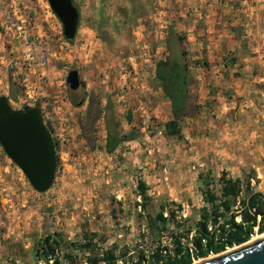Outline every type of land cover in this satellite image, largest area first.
Returning <instances> with one entry per match:
<instances>
[{"label":"rangeland","instance_id":"1","mask_svg":"<svg viewBox=\"0 0 264 264\" xmlns=\"http://www.w3.org/2000/svg\"><path fill=\"white\" fill-rule=\"evenodd\" d=\"M226 2L230 5L232 1ZM73 3L79 22L75 39L68 42L47 0H0V97H6L14 110L40 109L57 156L51 188L37 193L0 146V264H42L34 247L44 235L60 233L71 242L83 232H97L104 248L115 244L117 250L127 249L132 258L127 264H134L139 252L148 254L158 245L171 249V235L193 230L201 209L196 202L199 190L207 182L218 191L220 169L225 167L210 150L215 104L200 109L196 76L206 72L220 75L210 93L231 100L233 107L241 104L231 110L228 121L245 133L255 131L264 142V44L258 41L263 38L258 31L261 16L241 14L232 22L224 13L216 28L230 38L222 36L225 42L211 50L205 31L211 23L205 19L204 3ZM211 21L218 22L217 16ZM170 28L184 38L187 90L198 106L194 117L180 119V136L165 133L164 124L172 120L171 107L155 78L156 63L167 55L164 42ZM70 70L79 75L80 87L75 91L66 83ZM229 82L234 87H228ZM83 96V105L72 104L71 100L79 102ZM90 96L102 107L110 102L120 134L132 131L136 139L107 154L100 120L94 126L98 148L89 149L80 129ZM233 164L231 168L236 166ZM252 165L255 162L243 161L238 178L244 181L252 174L257 176ZM259 173L263 182L258 184L250 177L252 187L264 191V174ZM225 174L236 178L231 171ZM141 181L148 184L144 200L137 188ZM143 201L145 209L140 207ZM182 206H188L185 217ZM162 207L167 216L168 211L174 212L177 223L169 222L158 238L147 221ZM257 235L255 232L246 243ZM241 245L194 259L191 264Z\"/></svg>","mask_w":264,"mask_h":264},{"label":"trees","instance_id":"2","mask_svg":"<svg viewBox=\"0 0 264 264\" xmlns=\"http://www.w3.org/2000/svg\"><path fill=\"white\" fill-rule=\"evenodd\" d=\"M183 40L170 28L164 42L166 58L155 66V78L171 107L172 120L163 126L168 136H180V119L194 117L198 112V106L187 90L188 68ZM84 99L83 96L79 102H71L79 107L83 105ZM100 120L106 134L104 151L107 154H113L123 143L136 139V134L132 131L120 134L119 122L110 102L102 107L95 96H90L85 121L80 129V136L89 149L98 148L94 126ZM199 177L205 182L203 174ZM250 177L256 179L254 174L247 178ZM249 179L243 181L240 178H227L223 172L218 191H213L205 182V188L201 190L205 206L199 210V219L194 223L193 230L188 228L184 233L171 235V249L158 245L148 254L139 252L134 264H191L193 259L219 254L227 248L246 243L255 232H264V195L253 189ZM137 188L144 200L147 191L145 185L138 182ZM140 207L145 209L144 201ZM165 211L164 207L160 208L147 221L151 231H157L158 238L167 230L169 222L175 225L177 223L174 212L168 211V216H164ZM192 231L189 247V243L184 245L182 240L188 241ZM100 243L104 242L97 232H83L79 239L71 242L65 240L60 233H52L44 235L35 244L34 250L42 264H62L61 261L66 264H127L132 259L127 249L117 250L115 244L104 248Z\"/></svg>","mask_w":264,"mask_h":264},{"label":"water","instance_id":"3","mask_svg":"<svg viewBox=\"0 0 264 264\" xmlns=\"http://www.w3.org/2000/svg\"><path fill=\"white\" fill-rule=\"evenodd\" d=\"M47 2L62 24L64 38L73 41L79 22V12L73 0ZM66 83L71 91L80 87L76 70L68 72ZM0 146L35 192L45 193L51 188L57 168L56 149L39 108L14 110L7 98L1 96ZM194 264H264V234L233 250Z\"/></svg>","mask_w":264,"mask_h":264},{"label":"crops","instance_id":"4","mask_svg":"<svg viewBox=\"0 0 264 264\" xmlns=\"http://www.w3.org/2000/svg\"><path fill=\"white\" fill-rule=\"evenodd\" d=\"M198 2L199 4L204 3V9L206 12L205 19L209 21L210 26L206 27V32L209 34L208 41H209V49L214 50L215 48H219L222 44V42H225V40L222 38L224 36L227 40L230 38V36L225 35L224 32L217 30L216 27H219L221 16L224 13H228L230 21L235 22L239 20V16H242L241 14L245 15H256L261 16L262 22L258 23V31L263 33V38H258V41L263 42L264 44V0H194ZM226 1H232L230 5ZM254 1H257V4H254ZM221 2H224L225 4H221ZM217 16L218 22H213L211 20H215ZM230 23L231 25H234L233 23ZM217 25H214V24ZM252 41H255L254 39H251ZM210 52V51H209ZM214 61V60H210ZM209 61V63H210ZM214 73V72H212ZM203 73L201 77L196 76L198 80L200 81L199 84L196 85V92L199 97L196 99L197 104L200 105V109H203V107H206L210 104H215V106L212 107L213 113L215 114V122L211 125L210 130V137H209V143H210V150L213 152L212 157L221 161V164H223L225 167L221 168V174L227 171H231V175H235L236 178L240 176L238 172L242 173V170L244 169V166H242V162L245 160H249L252 162H255V165L251 166V169H253L255 172H257V176L255 179L256 183H262L264 174V142L260 138V134L255 133V131H251L249 133H245L242 127L237 126L236 123H230L227 119L228 115H231V110L236 109L241 106V104H237V106H232V101L227 100L226 98H222L221 100L218 96L219 93H216V96L214 94L210 93L214 91V83L217 82L218 78H220V75L218 77L215 76V73ZM207 75V76H206ZM213 79V81H212ZM232 82V81H230ZM229 82L228 87H232L233 84ZM223 84L225 85V79L223 80ZM234 87V86H233ZM235 85L234 91H236L238 88ZM216 92V91H215ZM211 99H215L214 101ZM213 101V102H212ZM238 101V100H237ZM211 107V106H210ZM235 114V113H234ZM234 126V128H233ZM234 160L235 162H231ZM259 162H262V164L259 165ZM236 165L235 167L231 168V165ZM230 165V166H229ZM224 170V171H223ZM245 171V170H244ZM250 173V172H249ZM227 178H233V176L229 177L228 174H226ZM260 179V180H259ZM145 188L147 187V182L141 181ZM250 185L252 186V178L249 179ZM264 195V191H258ZM197 207H204L205 203L203 201V196L201 191L199 190V193L196 197Z\"/></svg>","mask_w":264,"mask_h":264},{"label":"built area","instance_id":"5","mask_svg":"<svg viewBox=\"0 0 264 264\" xmlns=\"http://www.w3.org/2000/svg\"><path fill=\"white\" fill-rule=\"evenodd\" d=\"M187 209H188V206H182V212H183V215H182V216H183V217L186 216L185 213H186ZM164 216H167V211L164 212ZM192 233H193V232L190 233L189 239H191ZM190 241H191V240H190ZM188 246L191 247L190 242H189ZM193 261H194V259H193Z\"/></svg>","mask_w":264,"mask_h":264},{"label":"bare ground","instance_id":"6","mask_svg":"<svg viewBox=\"0 0 264 264\" xmlns=\"http://www.w3.org/2000/svg\"><path fill=\"white\" fill-rule=\"evenodd\" d=\"M263 234H264V232H262V233H260V234L258 233L257 237H259V236H261V235H263ZM257 237H254L252 240H254V239L257 238ZM252 240H251V241H252ZM249 242H250V241H249Z\"/></svg>","mask_w":264,"mask_h":264}]
</instances>
